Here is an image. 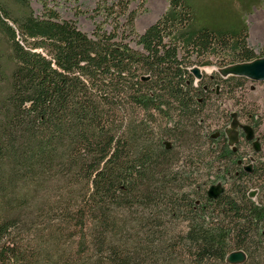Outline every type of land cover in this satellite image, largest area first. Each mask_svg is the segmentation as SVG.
<instances>
[{
	"label": "trees",
	"instance_id": "1",
	"mask_svg": "<svg viewBox=\"0 0 264 264\" xmlns=\"http://www.w3.org/2000/svg\"><path fill=\"white\" fill-rule=\"evenodd\" d=\"M110 1L98 9L113 29L89 35L48 0L40 15L0 0V264H230L237 250L264 264V161L252 144L246 170L207 125L244 77L190 71L256 59L248 30L228 7L199 23L169 0L137 34L130 0Z\"/></svg>",
	"mask_w": 264,
	"mask_h": 264
},
{
	"label": "rangeland",
	"instance_id": "2",
	"mask_svg": "<svg viewBox=\"0 0 264 264\" xmlns=\"http://www.w3.org/2000/svg\"><path fill=\"white\" fill-rule=\"evenodd\" d=\"M51 6H54L58 10L61 16L67 20H73L77 23L79 28L92 35L95 30L96 25H104L108 30H112L114 25L111 21H106L105 16L100 13L98 9L99 5L102 4V0H48ZM112 1V0H111ZM111 1L109 3H111ZM192 6L193 12L197 13L200 20L198 22H203L201 19L203 17L211 18L214 11H223L225 16H230V12L227 9H221L223 7H228L230 11L237 15L239 18V24L235 27L239 30H248V45L254 49L257 58L264 57V0H187ZM129 8L135 12V31L137 34H142L151 24H153L168 8L169 0H130ZM32 8L37 15L43 12V6L41 0H31ZM111 5V4H110ZM208 8L206 10L203 8ZM211 11V12H209ZM220 15H223L222 13ZM200 25V24H199ZM131 46L135 49L140 47L137 45L136 36L130 35L127 38ZM196 64L193 66H198L202 75L210 78L213 76L214 82L221 77L219 69L227 65L241 63L231 60L220 61L217 57H210L208 61L209 64H203L200 59L194 58ZM243 86L241 89L235 91V93H226V89H219V96L216 99V108H212V116L209 118L207 125L209 130L222 129L226 133L232 128V123L237 121L236 116L231 122V115L239 113V123L242 126L244 124L252 125L255 129L254 132V143L259 144V156L261 161H264V82L252 81L247 78H243ZM198 79L195 77V84H198ZM226 91H225V90ZM217 109V111H214ZM256 123L258 125H256ZM255 124V125H254ZM212 125V127H211ZM237 126L235 129H231L230 134L227 133L229 141L231 139H238ZM243 129V128H242ZM240 138V137H239ZM207 142V141H204ZM253 144V143H252ZM252 144H248L244 137L240 138L239 148L244 154L245 160L248 164H253L256 161V154L253 153ZM235 142L231 144L234 146ZM207 148V145L205 146ZM183 150L182 148H180ZM178 150V149H177ZM212 171L207 169L204 164H200L199 174H203L200 177L201 181H205L208 186L211 184ZM255 185H258L257 183ZM255 189L252 188L251 190ZM254 200H258L257 196H254ZM185 229V226L182 227ZM70 249H65L69 251Z\"/></svg>",
	"mask_w": 264,
	"mask_h": 264
},
{
	"label": "water",
	"instance_id": "3",
	"mask_svg": "<svg viewBox=\"0 0 264 264\" xmlns=\"http://www.w3.org/2000/svg\"><path fill=\"white\" fill-rule=\"evenodd\" d=\"M190 71L192 74H194L197 79H200L202 77L203 73L198 66H193ZM218 71L224 78H227L229 76H238L247 78L252 81L264 82V57L256 58L248 62L227 65L225 67L220 68ZM232 117H235V115L232 114ZM239 125V122H233L231 129H235ZM242 128L246 134V139L253 140L254 129L250 125H244L242 126ZM231 129L227 131L228 134H230ZM237 141V138L235 140L231 139L229 141V144L231 145L234 142L236 143ZM254 146L255 150L259 151V144L255 142ZM245 168L246 170L250 171L251 165H248ZM223 190L224 189L220 184L212 185L208 190V196L211 198H216L219 196L220 193L223 192ZM255 193V191L251 192L250 196L253 197ZM246 259L247 256L242 250L233 251L226 257V261L230 264H242L246 261Z\"/></svg>",
	"mask_w": 264,
	"mask_h": 264
},
{
	"label": "flooded vegetation",
	"instance_id": "4",
	"mask_svg": "<svg viewBox=\"0 0 264 264\" xmlns=\"http://www.w3.org/2000/svg\"><path fill=\"white\" fill-rule=\"evenodd\" d=\"M235 116H236V118H237V121L239 122V120H238V118H240L239 117V113H235ZM231 117H232V115H231ZM234 120V117H232V120H231V122ZM244 125H247V124H244ZM251 126V125H250ZM227 129V128H226ZM226 129H225V134H226V136H227V139H228V144H229V137H228V135H227V133H226ZM237 131H238V141L235 143V145L234 146H231L232 148H234V150H237L238 149V147H239V143H240V138H242V137H244V140L249 144V141H247V139H246V134H245V132H244V130L241 128V124L239 125V127L237 128ZM254 132H255V130H254ZM240 137V138H239ZM255 137V136H254ZM254 139V138H253ZM254 144V140H252V141H250V144ZM230 145V144H229ZM238 145V146H237ZM239 150H240V148H239ZM248 165H251V169L253 168V164H248ZM248 165H245V167L246 166H248ZM250 169V170H251Z\"/></svg>",
	"mask_w": 264,
	"mask_h": 264
}]
</instances>
